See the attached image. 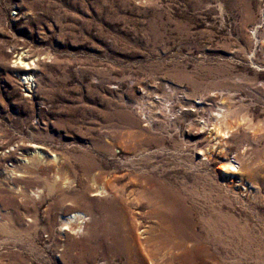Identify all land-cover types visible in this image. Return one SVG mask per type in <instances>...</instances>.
Returning a JSON list of instances; mask_svg holds the SVG:
<instances>
[{
	"label": "rangeland",
	"instance_id": "rangeland-1",
	"mask_svg": "<svg viewBox=\"0 0 264 264\" xmlns=\"http://www.w3.org/2000/svg\"><path fill=\"white\" fill-rule=\"evenodd\" d=\"M54 154L49 197L32 172ZM145 173L186 227L159 245L139 219L131 254L104 255L76 181L132 204ZM0 264H264V0H0Z\"/></svg>",
	"mask_w": 264,
	"mask_h": 264
},
{
	"label": "bare ground",
	"instance_id": "bare-ground-1",
	"mask_svg": "<svg viewBox=\"0 0 264 264\" xmlns=\"http://www.w3.org/2000/svg\"><path fill=\"white\" fill-rule=\"evenodd\" d=\"M24 83H28L31 81V77L29 74L23 75ZM40 155H36V159L40 162H43L47 169L43 171L41 169L36 170L32 173H37L36 180H38V184H41L46 188L47 195L50 197L53 194V188L50 186L48 182L42 180L39 176L44 173L52 172V182L60 181L62 184V188L67 189L69 186V178L66 176L68 171L70 170L69 162L65 158H62L61 161L59 157L54 154L51 157L44 159L43 157H39ZM42 158V159H40ZM74 159L81 163V165L86 164L83 162L80 156H74ZM91 164V162H90ZM87 166H83L86 169ZM221 170H230L234 171V167L231 163L227 165V167L222 166ZM158 172V170H157ZM237 172V171H236ZM162 174V173H161ZM155 174H143L140 176L141 178H135L134 181L136 186L141 189L142 195L133 200V203L130 204L127 200L122 199L123 194L122 191L115 190L114 192H109L105 188L98 187L94 190V193L88 196L86 194L88 187L83 185L82 182L76 181L77 187L83 189L79 195H75L73 198V202L77 206H84L87 208L89 205L93 212H98L99 214H103L106 218L105 226L97 224V231H91L88 240H91L97 244L100 249L103 251L104 255L108 253L113 257H122L131 254L130 251L132 247H130V240L132 239V235L135 230H138V227H141V220H149L154 221L155 227L157 228L158 235L150 238L149 236L144 238V242L152 240L157 244H163L166 241L164 235L167 232L172 233V236L181 237L183 230L186 227V208L183 205L182 199L175 192L170 191L162 184V179L154 177ZM137 176V175H136ZM156 176V175H155ZM101 176H97L99 178ZM27 186L32 187L33 184L28 178ZM18 183V182H17ZM18 192H25L27 190L17 188ZM40 191L37 189L36 191H28L27 196H31V199L38 198ZM69 193V192H68ZM68 193L65 191L61 192L58 195L61 198H68ZM119 194V196H115ZM108 197L105 198V196ZM55 195V197H58ZM23 197V196H22ZM91 197H99L102 204H98L97 200L92 199ZM14 199V198H13ZM125 201L124 204L122 203ZM15 201V199H14ZM14 201L12 199H8V204L14 206ZM4 204V203H3ZM134 205V206H131ZM26 212L30 211V208L27 206H22ZM137 209L139 212H130L129 208ZM162 207L166 209L167 212H162ZM94 208V209H93ZM34 211V210H33ZM124 212H130V222L131 226L126 224L125 219L123 217ZM97 213V214H98ZM84 214L80 213V211L76 210L73 214L69 215L68 218L62 219L64 224L76 223L84 224L85 220ZM162 228L164 231L162 232ZM145 233L150 232V227L148 229H144ZM140 242V241H139Z\"/></svg>",
	"mask_w": 264,
	"mask_h": 264
}]
</instances>
